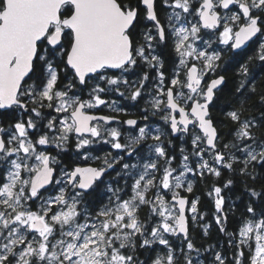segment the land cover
Wrapping results in <instances>:
<instances>
[{"label":"snow or ice","instance_id":"6c2138e0","mask_svg":"<svg viewBox=\"0 0 264 264\" xmlns=\"http://www.w3.org/2000/svg\"><path fill=\"white\" fill-rule=\"evenodd\" d=\"M254 38L264 62V0H0V264H243L246 249L247 264H264V190L246 186L249 203L228 231L222 192L234 179L213 183L231 260L218 242L189 237L204 214L199 197L182 195L224 169L253 182L264 170V92L241 62ZM226 52L240 77L227 135L211 115L228 84ZM130 106L140 120L119 119ZM105 107L113 114H99ZM252 108L259 116L246 115ZM169 137L187 146L179 165ZM73 141L84 160L97 143L116 154L68 169L59 157ZM101 185L107 203L93 206Z\"/></svg>","mask_w":264,"mask_h":264},{"label":"trees","instance_id":"16d2710c","mask_svg":"<svg viewBox=\"0 0 264 264\" xmlns=\"http://www.w3.org/2000/svg\"><path fill=\"white\" fill-rule=\"evenodd\" d=\"M161 16H164L161 13ZM251 48V54L249 56L244 55L241 62L247 63L249 67L250 73L258 74L256 80L254 81L257 93L264 92V72L260 71L261 65L264 62H261L258 59V49H255V45L253 44ZM170 51V49L168 50ZM231 53H225L223 57V67H226L228 71L225 73L228 84L227 88L224 89L222 93V99L216 104L215 107L211 109V115L216 121H225L224 124L218 125V128L225 134L229 132L232 127L231 123L226 119V113L224 109L228 107V105L232 101L231 95L228 93V89L233 86V82H239V67L236 65L235 61L231 59ZM249 58H252L249 60ZM166 68L171 70V66L166 62ZM249 116H259V112L257 109L252 108L249 110V113H246ZM174 143L179 144V140L176 137H172ZM174 149V148H173ZM257 180L255 182L250 179L240 177L237 174L230 173L232 179H234V190L231 195L237 201V208L233 209L229 215V220L227 223L228 231H233L238 227V223L241 218V213L244 211V207L247 203H249L248 194L246 191V186L254 187L256 191L264 190V170L257 169ZM215 183V177H209L206 180H200L199 178L193 179V193L189 194L191 198L199 197L198 209L200 213L204 214V221L197 223H192L190 221V231L189 237L193 240V242L198 247H208L209 245H216L217 242L220 244L221 249L226 253L229 260L232 259V252L230 248H228L225 241L227 237L218 231L216 228L214 215H215V207H214V195L210 196L209 192ZM216 185V183H215ZM230 196V194H228ZM259 203V201H257ZM202 225H207L208 227V235L203 234ZM175 239V238H173ZM163 247V246H161ZM159 251V250H158ZM148 253H144L140 256V259L143 260ZM207 255V254H205ZM211 257L209 256V259ZM205 262V261H204ZM206 264V262H205Z\"/></svg>","mask_w":264,"mask_h":264},{"label":"flooded vegetation","instance_id":"af4514ba","mask_svg":"<svg viewBox=\"0 0 264 264\" xmlns=\"http://www.w3.org/2000/svg\"><path fill=\"white\" fill-rule=\"evenodd\" d=\"M164 16H161L162 22L164 20ZM255 41V40H254ZM257 45L258 41L255 42H251V44L245 48L244 52L246 56H249L251 54V48L252 45ZM218 47L223 48L225 47L224 45H219ZM227 53V52H226ZM169 70V69H168ZM171 71V70H169ZM135 78V77H133ZM111 99H116V97H112ZM148 97L145 98V100H147ZM140 109H142L143 107H145V103L142 102L141 105L139 106ZM93 112H95L96 110H92ZM99 114H113L111 113L110 109L108 108H104L103 112L99 113ZM129 118H134L137 120H140V112L138 110V108L136 107H129L126 110V113H121L119 114V119L120 120H126ZM155 120V123L153 125H158L161 127V125L163 124L162 121L159 120V117H155L153 118ZM113 126H117L116 124H113ZM127 126H124V130H123V136L125 141L127 140L128 136L130 135L129 132L126 131ZM172 140V137H169ZM179 140V144L174 143V141L172 140V143L170 145H168L169 150L174 151V153L176 154V161H174V165H179L180 163V148L182 146L187 147L186 145L183 144V140L182 139H178ZM165 142L167 143V139L165 140ZM148 143H152V141H148ZM174 148V149H173ZM83 151V150H82ZM109 153H112L113 155L116 154V150H113L110 148L109 145L107 144H102V143H97L94 144L90 147V149L87 150V155L89 156L88 160H84L83 156L78 155L76 150H75V143L74 141L69 143V145L67 146V151L62 152L60 154V161L62 166L68 168V169H72L76 166H80V167H88V166H92V167H100L101 166V161L103 160V158L105 156H107ZM144 155L148 156L150 155V153L148 152L147 148H145L144 150ZM95 157H100L101 160H97L95 159ZM111 158V157H109ZM117 171H119V165H117ZM230 173H232L231 171L224 169L221 173V176L219 178L215 177V183L216 186H223V184L231 178ZM114 178H116V171H109L108 174L105 175L104 180H105V185H107L108 183H110ZM121 184L124 183V181H120ZM105 185H101V187L95 192L93 193L88 199L90 201V203L93 206H98L100 201H103L104 203H107V191H106V187ZM235 185L232 186L231 190L225 189L222 192V195L225 196V200H226V208L230 207L231 211L235 208H237V201L236 199L231 195V193L234 190ZM228 194H230V196H228ZM182 195H185L187 197H189V199H194L191 198L190 195L187 192H183ZM215 207V206H214ZM231 211H229L228 213H230ZM216 228H218V226H216ZM190 235V234H189ZM216 251H221L224 252L221 249V246L219 244V247H217L215 249ZM233 250V249H231ZM248 250H245V257L243 260V264H247V260H248ZM204 263V260H203ZM205 264V263H204Z\"/></svg>","mask_w":264,"mask_h":264},{"label":"rangeland","instance_id":"374dc122","mask_svg":"<svg viewBox=\"0 0 264 264\" xmlns=\"http://www.w3.org/2000/svg\"><path fill=\"white\" fill-rule=\"evenodd\" d=\"M164 15V14H163ZM255 49H258V52H260V49H259V42H258V44L255 46ZM153 127L154 128H160V126H158V125H153ZM189 179H192V177L191 176H189ZM211 259V258H210ZM209 259V260H210ZM205 263V262H204ZM203 263V260L201 261V264H204Z\"/></svg>","mask_w":264,"mask_h":264},{"label":"water","instance_id":"95a60500","mask_svg":"<svg viewBox=\"0 0 264 264\" xmlns=\"http://www.w3.org/2000/svg\"><path fill=\"white\" fill-rule=\"evenodd\" d=\"M254 40H255V38H254ZM250 44H251V42H249V44L246 46V48H247ZM132 119H134V118H132ZM189 231H190V222H189Z\"/></svg>","mask_w":264,"mask_h":264}]
</instances>
